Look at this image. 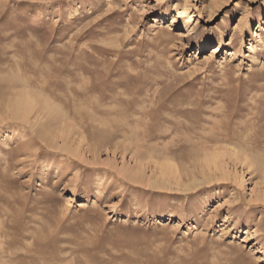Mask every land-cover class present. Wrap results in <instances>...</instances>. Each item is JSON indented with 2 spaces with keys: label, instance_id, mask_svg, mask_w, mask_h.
Returning a JSON list of instances; mask_svg holds the SVG:
<instances>
[{
  "label": "rangeland",
  "instance_id": "1",
  "mask_svg": "<svg viewBox=\"0 0 264 264\" xmlns=\"http://www.w3.org/2000/svg\"><path fill=\"white\" fill-rule=\"evenodd\" d=\"M263 179L264 0H0V264H264Z\"/></svg>",
  "mask_w": 264,
  "mask_h": 264
},
{
  "label": "bare ground",
  "instance_id": "2",
  "mask_svg": "<svg viewBox=\"0 0 264 264\" xmlns=\"http://www.w3.org/2000/svg\"><path fill=\"white\" fill-rule=\"evenodd\" d=\"M37 99V98H36ZM37 101H38V99H37ZM46 104V103H45ZM13 111H12V116H13V118H15V119H22L23 117H25V116H27L30 112H31V110H32V107H33V103H32V100L30 99V98H28V97H24V96H21V97H18L14 102H13ZM47 106V105H46ZM50 106V105H49ZM48 106V107H49ZM50 108V107H49ZM52 110H53V112H55L54 111V109L52 108ZM34 111V110H33ZM37 111V110H36ZM57 111V110H56ZM46 113H47V111H46ZM51 114V113H50ZM52 115V114H51ZM32 116V115H31ZM118 124V123H117ZM215 149H218V148H215ZM209 150V149H208ZM219 150V149H218ZM234 149H232V151H233ZM214 151V150H213ZM216 152V151H215ZM238 151H236V153H237ZM205 153V152H204ZM239 153V152H238ZM237 153V154H238ZM212 154H214L213 152H212ZM220 154V152L218 153V155ZM243 154V153H242ZM222 155V154H221ZM229 155V154H228ZM218 157V156H217ZM219 157H221L220 155H219ZM224 157H226V156H224ZM239 157H241L240 155H239ZM233 159V158H232ZM241 160V159H240ZM248 160V159H247ZM247 163V162H246ZM213 165V164H212ZM169 166V165H168ZM173 168V167H172ZM171 169V168H170ZM175 169V168H174ZM169 170V169H168ZM172 170V169H171ZM170 171V170H169ZM168 172V171H167ZM174 172V171H173ZM137 177V176H136ZM173 177H174V175H173ZM132 178V177H131ZM169 178H171V176L169 177ZM176 179H177V177H175ZM165 179H168L167 177L165 178ZM134 180H135V178H134ZM168 180H170V179H168ZM173 180V179H172ZM264 180V179H263ZM176 181H178V180H176ZM158 183V182H157ZM170 183H171V181H170ZM174 183V182H173ZM162 184H164V183H162ZM169 184V183H168ZM177 184H179V182L177 183ZM157 185V184H156ZM176 186V185H175ZM188 187H186V189H187ZM190 189V188H189ZM185 191V190H184Z\"/></svg>",
  "mask_w": 264,
  "mask_h": 264
}]
</instances>
